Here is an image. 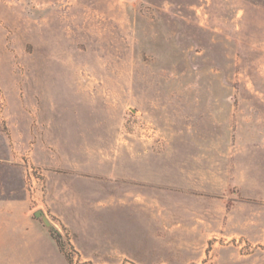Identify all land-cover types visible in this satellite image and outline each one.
<instances>
[{
    "label": "rangeland",
    "instance_id": "obj_1",
    "mask_svg": "<svg viewBox=\"0 0 264 264\" xmlns=\"http://www.w3.org/2000/svg\"><path fill=\"white\" fill-rule=\"evenodd\" d=\"M0 204V264H264V0H0Z\"/></svg>",
    "mask_w": 264,
    "mask_h": 264
},
{
    "label": "crops",
    "instance_id": "obj_2",
    "mask_svg": "<svg viewBox=\"0 0 264 264\" xmlns=\"http://www.w3.org/2000/svg\"><path fill=\"white\" fill-rule=\"evenodd\" d=\"M31 118V116H29ZM21 149H16L14 150V152H10V155L13 157V162H14V167H16L15 169L17 170V175L16 177H14L13 179L8 177V176H4L3 179V184H7L5 190L7 191L8 195L10 196V198H8V200L5 201V205L10 206V207H19L21 206V208H25L28 205V198H27V194L26 191L24 189V184H23V176H22V168H21ZM33 152L35 153V149L33 150ZM89 169V168H87ZM89 171H92L91 173H93V168H90ZM78 173H81L82 170L79 168ZM15 179V181H13ZM15 194L17 195V197H14ZM1 205V204H0Z\"/></svg>",
    "mask_w": 264,
    "mask_h": 264
},
{
    "label": "water",
    "instance_id": "obj_3",
    "mask_svg": "<svg viewBox=\"0 0 264 264\" xmlns=\"http://www.w3.org/2000/svg\"><path fill=\"white\" fill-rule=\"evenodd\" d=\"M35 216L41 218V221L43 222V224H44L45 226H49V222L47 221V219L45 218V216L42 215L41 212H36V213H35Z\"/></svg>",
    "mask_w": 264,
    "mask_h": 264
}]
</instances>
